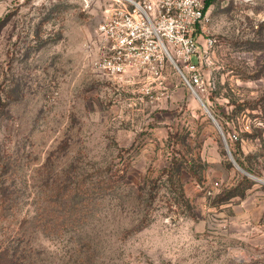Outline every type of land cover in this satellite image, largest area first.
<instances>
[{
	"label": "rangeland",
	"instance_id": "374dc122",
	"mask_svg": "<svg viewBox=\"0 0 264 264\" xmlns=\"http://www.w3.org/2000/svg\"><path fill=\"white\" fill-rule=\"evenodd\" d=\"M109 4L0 0L5 264H264V0L212 1L193 88L96 69Z\"/></svg>",
	"mask_w": 264,
	"mask_h": 264
},
{
	"label": "built area",
	"instance_id": "2783aa9c",
	"mask_svg": "<svg viewBox=\"0 0 264 264\" xmlns=\"http://www.w3.org/2000/svg\"><path fill=\"white\" fill-rule=\"evenodd\" d=\"M109 5L86 48L96 69L112 79L143 77L152 84L170 62L192 88L201 83L197 34L207 18L206 0H110ZM184 71L193 74L190 80Z\"/></svg>",
	"mask_w": 264,
	"mask_h": 264
},
{
	"label": "trees",
	"instance_id": "16d2710c",
	"mask_svg": "<svg viewBox=\"0 0 264 264\" xmlns=\"http://www.w3.org/2000/svg\"><path fill=\"white\" fill-rule=\"evenodd\" d=\"M212 1H213V0H206V8H207V9H208V7L212 4ZM232 154H233L235 160L237 161V163H238L241 167L245 168V169L248 170V171H251L250 166H249V167L246 166V164H245L243 161H241L240 158L236 157V155H235L234 153H232ZM178 161H179V159L177 158V156H173V160H172V162H173V167H172V170H174V165H178ZM172 170H171V171H172ZM178 174H179V173H178ZM193 174L196 176L195 172H193ZM171 176H172V175H171ZM196 177H197V176H196ZM10 256H11L12 258L15 257L13 254H11V251H9V250L2 251V250H1V251H0V264H5V263H6V260H7Z\"/></svg>",
	"mask_w": 264,
	"mask_h": 264
},
{
	"label": "water",
	"instance_id": "95a60500",
	"mask_svg": "<svg viewBox=\"0 0 264 264\" xmlns=\"http://www.w3.org/2000/svg\"><path fill=\"white\" fill-rule=\"evenodd\" d=\"M194 93L196 94L197 98L199 99V101L201 102V104L205 107V110L206 112L209 114V116L212 118V120L214 121V123L216 124L217 128L220 130L222 136H223V140H224V143H225V146L227 148V153L229 155V157L231 158V160L234 162V164L240 168L243 172H245L241 167L240 165L236 162L230 148H229V145H228V142H227V139H226V136L223 132V129L221 127V125L219 124V122L216 120V118L214 117V115L212 114L211 110L208 108V106L205 104V102L203 101V99L196 93V91H194ZM247 173V172H245ZM259 181L263 182L264 183V180L263 179H258Z\"/></svg>",
	"mask_w": 264,
	"mask_h": 264
},
{
	"label": "bare ground",
	"instance_id": "6f19581e",
	"mask_svg": "<svg viewBox=\"0 0 264 264\" xmlns=\"http://www.w3.org/2000/svg\"><path fill=\"white\" fill-rule=\"evenodd\" d=\"M196 95V94H195ZM197 97V96H196ZM205 108V107H204Z\"/></svg>",
	"mask_w": 264,
	"mask_h": 264
}]
</instances>
